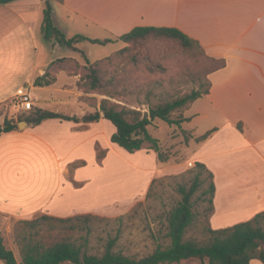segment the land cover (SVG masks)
<instances>
[{
	"label": "crops",
	"instance_id": "1",
	"mask_svg": "<svg viewBox=\"0 0 264 264\" xmlns=\"http://www.w3.org/2000/svg\"><path fill=\"white\" fill-rule=\"evenodd\" d=\"M49 2L54 25L66 37L82 34L115 39L137 26L175 27L196 39L207 55L224 58L225 66L206 76L207 93L184 110L188 121L178 127L156 118L148 131L167 127L163 143L159 135L149 131L158 139L159 151L177 144L191 161L204 164L212 173L213 213L209 222L213 229L247 221L264 211V0ZM43 8L42 0L0 3V105L25 88L35 110L76 116L79 121L49 118L35 126L27 122L23 129L0 134L3 242L8 227L18 219L43 214L65 218L120 213L141 198L135 193L149 188L164 163L150 147L130 153L135 156L134 162L130 161L110 141L115 127L103 116L98 121H82L87 112L96 108L79 99L89 94L77 89V75L59 70L54 73L52 83H34L57 58L85 62L80 53L68 48L67 53L57 52L63 47L53 41L44 40L43 44L40 31ZM83 41L77 44L79 48ZM116 42L121 41L102 46ZM123 46L121 42L112 52ZM107 55L87 58L94 62ZM65 106H72L71 111L60 110ZM169 130L171 134L167 137ZM183 131L191 133L188 140ZM207 131L210 133L206 138L196 140ZM125 168L131 169L137 178L141 175L145 179L129 198L121 193V173ZM114 169L116 181H110ZM108 196L113 197L111 202H106ZM0 264L4 263L0 260ZM249 264L264 263L252 259Z\"/></svg>",
	"mask_w": 264,
	"mask_h": 264
},
{
	"label": "trees",
	"instance_id": "2",
	"mask_svg": "<svg viewBox=\"0 0 264 264\" xmlns=\"http://www.w3.org/2000/svg\"><path fill=\"white\" fill-rule=\"evenodd\" d=\"M10 1L13 0H0V3ZM42 1L44 8L40 31L44 40L53 41L61 47L80 53L85 62L82 64L73 58H57L47 66L46 72L34 83L36 85L52 83L54 73L59 70H64L69 75H77L76 87L79 91L85 94L102 95L98 102V109L95 105L96 110L87 112L82 117L83 122L98 121L103 112V118L109 120L115 127V131L110 135L112 143L128 153H133L148 142L151 148L158 152L159 159L164 161L166 157L159 152L158 139L151 136L148 126L156 118L178 127L184 121H188L189 118L183 115L184 110L202 94L207 93L209 81L203 91L192 88L188 92H181L174 96L166 93L158 94L160 97L156 103H149L150 97L157 95L153 91L154 87L147 85L145 94L147 111L142 112L115 101L123 95V91L117 87V78L113 74H106L101 62L108 60L112 55H122L130 47H143L150 41L176 44L179 50L204 58L207 62L205 76L224 67L225 59L207 55L196 39L175 27L137 26L115 39L89 38L82 34L66 37L54 25L49 0ZM83 40L98 45L119 40L124 43V47L110 56L90 62L84 51L77 46ZM157 83L154 81L152 86ZM79 99H86V97L80 96ZM24 112L17 113L16 119L5 118L0 125V134L17 129L21 121H26L31 126L49 118L79 121L76 116L49 110L36 109L32 112L28 111L29 113ZM210 131L200 135L196 140L206 138ZM185 140H188L187 136ZM195 166L199 169L196 177L188 186L185 184L177 186L180 198L166 214V243L158 244L145 256H130L115 248L126 215L107 218L80 214L63 218L43 214L32 219L15 221L13 235L20 260H17L13 250L4 244L0 237V260L4 264H62L65 262L71 264H171L190 258H199L207 259L208 264H249L252 259H258L264 263V211L256 213L247 221L213 229L209 222L213 213V175L204 164L195 162ZM202 171L207 174L208 185L201 193L207 195L206 205L203 211H199L195 209L193 196L204 183V180L200 178ZM200 216L203 218L201 219ZM101 223L105 224V228H100ZM196 226L199 235L188 236L189 230ZM92 240L100 242L99 247L102 248L100 251L89 252L91 248L89 244Z\"/></svg>",
	"mask_w": 264,
	"mask_h": 264
},
{
	"label": "rangeland",
	"instance_id": "3",
	"mask_svg": "<svg viewBox=\"0 0 264 264\" xmlns=\"http://www.w3.org/2000/svg\"><path fill=\"white\" fill-rule=\"evenodd\" d=\"M41 41L43 44L45 43L43 38H41ZM120 44L121 42H116L103 47L102 45L83 41L80 44V48L86 53L89 59L93 60L111 53L116 50ZM55 52L56 50L54 53ZM57 52L67 53L68 49L63 47L61 50H57ZM112 53L107 56L112 55ZM101 65L107 75L113 74L117 78V87L123 91V95L115 101L121 105L136 108L142 112L147 111L148 104L145 100L147 85H150L149 87H154L153 91L157 95L150 97L149 103L158 102V97H160L158 94L161 93L174 96L181 92H188L192 88L203 91L207 87V78L204 73L207 66L205 59L199 55L179 50L176 44L164 41H150L143 47H130L122 55H112L108 60H103ZM154 81L158 83L152 86ZM85 97L86 99H82L83 102L87 103L91 108H95V105L97 108L99 99L102 98V95L90 93L89 96ZM70 108H72V106H65L60 110L70 112ZM34 110L35 109L32 107L29 112ZM73 110H75V108ZM21 112L23 113V111ZM29 112L25 111L24 113ZM15 114L16 111L11 101L1 104L0 125L3 124L5 118H15ZM167 129V127H159L156 129L150 128L149 131L154 136L159 135L163 143L165 131ZM176 133L179 132L176 130ZM166 134L168 137V135L171 134L170 130L167 131ZM183 134L184 137L187 136V139L191 137L189 131H183ZM172 143H175V141L172 140ZM143 147L147 150L148 147L151 148V144L146 142ZM120 150L130 161L134 162L135 156H133V154L121 148ZM159 152H161L166 159L163 161L164 163L161 164L149 188L147 190L145 189V191L143 189L135 193V189L139 188L145 180L143 176L140 175L139 178H137L136 175H133L131 169L125 168V172L122 170L121 193L123 197L129 198L128 195H133L135 193L138 197H141L139 200L123 208L122 211L117 214L112 213L113 215L107 214L102 216L92 214L107 218H114L116 215H126L124 224L122 225V232L117 240L115 248L130 256H145L151 253L158 244L166 243L165 217L167 212L180 198L177 192V186L179 184L190 185L199 172L195 163L189 159L188 153L182 150L177 144L173 145L171 148L165 147ZM122 163H125L130 168L126 161ZM115 170L117 169L112 170L113 178L110 181H116ZM200 178L204 180V183L194 194L193 201L195 209L203 211L206 205L205 199L207 195H202L201 193L207 188L208 177L207 174L202 171ZM117 194H120V191H117ZM117 194L115 193L114 196H117ZM112 199V196H108L106 202H111ZM200 218L202 219L203 217L200 216ZM2 222H4V219L0 217V223ZM13 225L11 227L12 229L8 227V233L4 236V242L8 248H12L15 256L20 260L19 252L14 241ZM99 226L101 229L105 228L104 223L99 224ZM197 232L198 228L196 226L189 230L187 235H199ZM101 234L104 235L103 232H101ZM89 246L91 247L89 250L91 253L102 249L99 247L100 242L96 240H92ZM63 264L71 263L65 262ZM171 264L208 263L207 259L200 260L199 258H190Z\"/></svg>",
	"mask_w": 264,
	"mask_h": 264
},
{
	"label": "built area",
	"instance_id": "4",
	"mask_svg": "<svg viewBox=\"0 0 264 264\" xmlns=\"http://www.w3.org/2000/svg\"><path fill=\"white\" fill-rule=\"evenodd\" d=\"M11 103L15 108L16 113L29 111L33 107L31 95L25 88L18 90V92L11 98Z\"/></svg>",
	"mask_w": 264,
	"mask_h": 264
},
{
	"label": "water",
	"instance_id": "5",
	"mask_svg": "<svg viewBox=\"0 0 264 264\" xmlns=\"http://www.w3.org/2000/svg\"><path fill=\"white\" fill-rule=\"evenodd\" d=\"M101 116H104V113H103V112H101ZM26 125H27V122H25V121H21V122H19V124H18V128H19V129H23Z\"/></svg>",
	"mask_w": 264,
	"mask_h": 264
}]
</instances>
